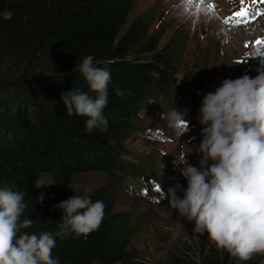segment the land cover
I'll return each instance as SVG.
<instances>
[{
    "label": "trees",
    "instance_id": "obj_1",
    "mask_svg": "<svg viewBox=\"0 0 264 264\" xmlns=\"http://www.w3.org/2000/svg\"><path fill=\"white\" fill-rule=\"evenodd\" d=\"M135 0H0V188L25 193L21 220L34 223L21 232L39 235L60 231L63 211L72 197L65 192L72 177L100 173L114 185L86 194L105 204L99 230L87 237H57L52 259L58 264H130L127 246L136 217L114 210V192L147 180L136 166L120 160L124 143L139 130L138 112L158 96L189 97L201 75L185 74L175 82L174 58L180 46L160 40L164 29L150 30L144 13L122 30ZM111 74L103 114L106 131H86V117H69L62 95L79 90L95 98L79 65L87 56ZM110 61V63H108ZM99 62V63H97ZM117 89L124 93L116 94ZM40 174L50 183L38 193ZM137 181V182H136ZM43 196V200L39 198ZM170 264H259L240 261L210 244L199 259L171 255Z\"/></svg>",
    "mask_w": 264,
    "mask_h": 264
},
{
    "label": "clouds",
    "instance_id": "obj_2",
    "mask_svg": "<svg viewBox=\"0 0 264 264\" xmlns=\"http://www.w3.org/2000/svg\"><path fill=\"white\" fill-rule=\"evenodd\" d=\"M254 55L264 57V52ZM93 61V56L85 57L79 69L96 97L79 90L62 95L67 115L86 117L89 133L107 130L103 111L111 79L109 70ZM116 94L124 95L119 89ZM170 121L179 136L188 130L182 113L172 112ZM199 123L203 126L200 167L189 163L192 150L185 147L175 163L183 165L187 188L182 199L176 195L180 185L169 189L170 207L194 222L195 233L207 232L218 250L240 261L264 255V72L255 78L225 79L214 93L204 95ZM24 198L23 192L0 188V264H58L52 259L57 237H87L99 230L104 219L103 201L75 195L57 206L63 211L60 231L28 234L21 230L34 222L21 220L27 207Z\"/></svg>",
    "mask_w": 264,
    "mask_h": 264
},
{
    "label": "rangeland",
    "instance_id": "obj_3",
    "mask_svg": "<svg viewBox=\"0 0 264 264\" xmlns=\"http://www.w3.org/2000/svg\"><path fill=\"white\" fill-rule=\"evenodd\" d=\"M217 1L220 4L212 6L216 0H135L122 27L124 30L131 21L146 13L151 19L150 30L164 29L160 45L173 39L180 46L174 58L175 82L185 74L201 75L197 85L186 86L188 93L194 89L193 102L189 97H182L183 93L176 97L180 103L158 96L138 112L140 128L124 143L120 160L136 166L147 178L134 188L118 186L114 192V210L129 211L137 219L126 248L130 264H170L171 255L196 261L199 253L213 244L207 232L195 233L194 222L170 207L169 189L180 185L176 195L182 199L187 188V180L181 175L183 165L175 161L186 147L192 150L189 163L200 167L198 148L203 139V126L199 123V110L204 95L214 93L225 79L235 80L245 75L255 78L264 72V57L254 55L264 49V43L256 44L258 40L264 41V12L253 15L250 10L246 23L233 26L224 23V18L225 10L235 0ZM252 1H246V6ZM174 111L182 113L188 121V130L181 136L170 121ZM50 180L48 174L38 176V193L45 190ZM102 185L113 184L100 173L75 175L65 195L69 198L79 192L86 194ZM254 257L259 258V264H264V255Z\"/></svg>",
    "mask_w": 264,
    "mask_h": 264
},
{
    "label": "snow or ice",
    "instance_id": "obj_4",
    "mask_svg": "<svg viewBox=\"0 0 264 264\" xmlns=\"http://www.w3.org/2000/svg\"><path fill=\"white\" fill-rule=\"evenodd\" d=\"M242 3H243V0H242ZM246 16H247V10L243 9V7H242L241 11L233 13V16L225 19L224 23L227 24V23H229V21H232L236 25H239L241 22H243V18H245ZM262 43H264V41H259V40L256 41V44H258V45L262 44Z\"/></svg>",
    "mask_w": 264,
    "mask_h": 264
},
{
    "label": "bare ground",
    "instance_id": "obj_5",
    "mask_svg": "<svg viewBox=\"0 0 264 264\" xmlns=\"http://www.w3.org/2000/svg\"><path fill=\"white\" fill-rule=\"evenodd\" d=\"M213 1V0H212ZM237 0H235L231 5H230V9L232 10L233 8H235L236 6H237ZM220 4V2L219 1H217L216 0V2H214L213 4H212V6H215V5H219ZM259 52H264V49H260V51ZM261 59V58H260ZM262 66V65H261ZM261 66H260V68H261Z\"/></svg>",
    "mask_w": 264,
    "mask_h": 264
}]
</instances>
